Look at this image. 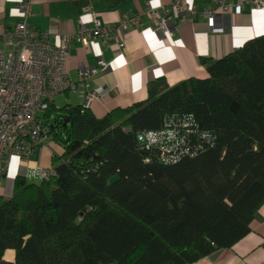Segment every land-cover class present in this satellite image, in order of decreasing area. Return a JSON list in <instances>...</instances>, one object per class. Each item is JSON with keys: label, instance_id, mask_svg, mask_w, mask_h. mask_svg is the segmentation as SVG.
Segmentation results:
<instances>
[{"label": "built area", "instance_id": "1", "mask_svg": "<svg viewBox=\"0 0 264 264\" xmlns=\"http://www.w3.org/2000/svg\"><path fill=\"white\" fill-rule=\"evenodd\" d=\"M13 132L8 31L0 33V175L13 160Z\"/></svg>", "mask_w": 264, "mask_h": 264}, {"label": "trees", "instance_id": "2", "mask_svg": "<svg viewBox=\"0 0 264 264\" xmlns=\"http://www.w3.org/2000/svg\"><path fill=\"white\" fill-rule=\"evenodd\" d=\"M5 173L1 174L0 178ZM6 249L14 251V258L13 260H6L0 257V264H18L14 180L11 195L8 197L0 195V252L2 253Z\"/></svg>", "mask_w": 264, "mask_h": 264}, {"label": "crops", "instance_id": "3", "mask_svg": "<svg viewBox=\"0 0 264 264\" xmlns=\"http://www.w3.org/2000/svg\"><path fill=\"white\" fill-rule=\"evenodd\" d=\"M6 31H8L7 0H0V33ZM13 180H14V158L5 175L0 178V195H2L3 197H8L11 195ZM0 257L6 260H13L14 251L12 249H6L2 253L0 252Z\"/></svg>", "mask_w": 264, "mask_h": 264}]
</instances>
